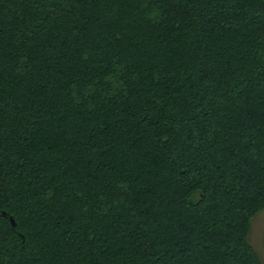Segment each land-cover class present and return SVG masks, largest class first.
I'll use <instances>...</instances> for the list:
<instances>
[{"label":"trees","instance_id":"obj_1","mask_svg":"<svg viewBox=\"0 0 264 264\" xmlns=\"http://www.w3.org/2000/svg\"><path fill=\"white\" fill-rule=\"evenodd\" d=\"M262 209L264 0H0V264H264Z\"/></svg>","mask_w":264,"mask_h":264},{"label":"rangeland","instance_id":"obj_2","mask_svg":"<svg viewBox=\"0 0 264 264\" xmlns=\"http://www.w3.org/2000/svg\"><path fill=\"white\" fill-rule=\"evenodd\" d=\"M262 229H264V209L258 212L252 221V230L250 233V240L255 248L261 254L264 261V247L261 239Z\"/></svg>","mask_w":264,"mask_h":264},{"label":"snow or ice","instance_id":"obj_3","mask_svg":"<svg viewBox=\"0 0 264 264\" xmlns=\"http://www.w3.org/2000/svg\"><path fill=\"white\" fill-rule=\"evenodd\" d=\"M261 239H262V242H264V229H262Z\"/></svg>","mask_w":264,"mask_h":264}]
</instances>
